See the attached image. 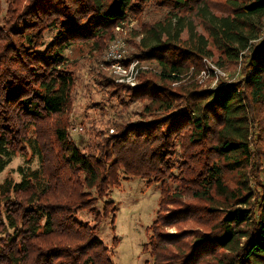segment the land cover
<instances>
[{
	"label": "trees",
	"instance_id": "trees-1",
	"mask_svg": "<svg viewBox=\"0 0 264 264\" xmlns=\"http://www.w3.org/2000/svg\"><path fill=\"white\" fill-rule=\"evenodd\" d=\"M22 1L8 0L0 17V173L17 153L38 165L0 185V264H115L97 228L108 218L114 226L104 199L119 174L160 184L144 246L151 264H264V186L250 187L264 171L254 134L264 113V0H25L20 9ZM148 4L164 19L141 25L129 61L155 68L140 72L135 88L111 74L95 79L121 109L140 107L136 120L112 122V133H96L100 141L82 152L64 121L76 82L64 53L98 49ZM215 53L226 70L240 63L241 78L203 88L201 62ZM186 196L204 205L181 204ZM187 220L212 225L169 232Z\"/></svg>",
	"mask_w": 264,
	"mask_h": 264
},
{
	"label": "rangeland",
	"instance_id": "rangeland-1",
	"mask_svg": "<svg viewBox=\"0 0 264 264\" xmlns=\"http://www.w3.org/2000/svg\"><path fill=\"white\" fill-rule=\"evenodd\" d=\"M215 1L220 3L219 0ZM8 5V0H0L1 18L6 15ZM24 6L25 0L20 3L19 8L23 9ZM142 10L139 19H129L114 28L112 40L100 44L98 49L91 43L77 44L67 49L64 53L67 59L66 63H68L76 78L71 94V103L67 115L64 116V121L69 126L68 134L71 140L82 152H88L94 143L100 141V136H97L96 133L109 130L108 134H111L112 122L115 121L117 125H121L130 121V119L134 121L136 119L133 118L132 113L140 111V107L134 105L125 110L121 109L114 101L108 100L95 86V79L102 73L110 75L103 68V58L109 47L116 48L119 45L124 53V57L129 61L131 54L136 52L134 50L135 45L141 39V35L138 32L141 29V25H152L164 19L165 11L155 8L152 4L146 5ZM216 10L220 11L221 6L217 7ZM52 35L50 32L45 34L44 42L50 43ZM201 64L203 68L201 71H204L205 74L209 71L211 75L207 78L200 71L201 74L199 73L198 77H196L197 84H201L203 88H210V85L215 82V75H219L217 78L218 82H221L220 86L222 87L232 82L234 83L241 78L240 69L242 67L240 63L235 70H226L217 63L216 53L211 58L203 59ZM138 66H140V70L138 72L137 85L139 83L140 72L153 70L155 64L151 66L149 63L138 61ZM212 74L214 75V79ZM173 86L176 85L174 84ZM259 117L262 120L260 124L256 125L254 134L255 137L259 136V139H262L260 147L261 151L264 152V113H261ZM56 119V117H53L51 122L53 123ZM29 137L33 138L32 130L29 131ZM37 165L36 159L32 161L30 155L22 156L17 153L15 156H12L5 169L0 173V185L6 179L18 182L21 177L18 171L19 168L29 167V169H35ZM233 178V175H229L228 181H233ZM168 185V189H174L177 186V184L174 186L172 182H169ZM259 185L264 186L263 170L260 171L257 178L255 174L250 179L252 190L256 187L258 188ZM109 189L104 201L112 202L114 205V226H111L110 218H108L97 228V236L109 247L115 264H151L152 260L148 252L144 251V246L149 242V229L156 218L161 189L160 184L138 177L127 178L119 174L118 185ZM181 200V204L187 203L197 208L204 205L201 202L190 199L188 196ZM102 206L103 202H99L96 209L101 212ZM167 207L174 209L175 206ZM76 215L81 221L93 225L91 214L77 210ZM209 225L212 224L204 227L200 223L196 224L187 220L185 223L171 226L169 232L175 234L182 231L183 234H187L193 229H200L202 232H205L208 230ZM112 243H115L114 245L116 246H113Z\"/></svg>",
	"mask_w": 264,
	"mask_h": 264
},
{
	"label": "built area",
	"instance_id": "built-area-1",
	"mask_svg": "<svg viewBox=\"0 0 264 264\" xmlns=\"http://www.w3.org/2000/svg\"><path fill=\"white\" fill-rule=\"evenodd\" d=\"M264 38V27L262 29V33L260 36V39ZM104 66L103 68L107 70L115 79V83L119 84H125L129 87H135L137 85V78H138V72L140 66H138L137 60L128 61L126 57H124L123 51L120 49V46L117 45L116 48L109 47L106 55L103 58ZM204 73V71H201V73ZM200 73V74H201ZM214 74V73H213ZM212 74V77L214 76ZM207 78H209L211 75L209 74V71L207 74H205ZM215 75V82L210 85V89L222 87L220 86L221 82H218V78ZM213 77V79H214Z\"/></svg>",
	"mask_w": 264,
	"mask_h": 264
}]
</instances>
